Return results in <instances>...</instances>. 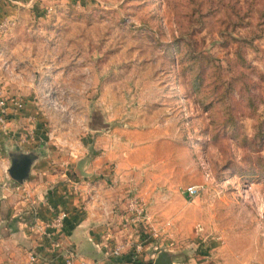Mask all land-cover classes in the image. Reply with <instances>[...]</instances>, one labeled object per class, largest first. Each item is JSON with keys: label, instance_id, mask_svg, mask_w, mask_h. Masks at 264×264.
I'll use <instances>...</instances> for the list:
<instances>
[{"label": "rangeland", "instance_id": "1", "mask_svg": "<svg viewBox=\"0 0 264 264\" xmlns=\"http://www.w3.org/2000/svg\"><path fill=\"white\" fill-rule=\"evenodd\" d=\"M12 24L0 97L30 99L32 128L60 148L93 120L152 143L124 212L97 218L117 231L79 262L264 264V0H33Z\"/></svg>", "mask_w": 264, "mask_h": 264}, {"label": "crops", "instance_id": "2", "mask_svg": "<svg viewBox=\"0 0 264 264\" xmlns=\"http://www.w3.org/2000/svg\"><path fill=\"white\" fill-rule=\"evenodd\" d=\"M32 3L0 0V24L18 21L21 10ZM24 102L22 112L10 108L6 124H0V264H63L69 251L87 261L92 243L117 231L113 220H97L103 216L100 204L112 213L124 212L128 189L139 186L131 168L141 160H152L143 152L152 143L137 145L132 141L136 136L148 141V132H127L123 142L115 129L106 131L104 124L101 127L93 120L84 136L88 144L60 148L51 142L47 128L31 127L30 122H46L42 116L35 119L30 99ZM124 168L130 170L127 176L122 173ZM16 184L23 191L16 192ZM57 211L67 215L60 231L48 238L31 232L32 222H49ZM119 235L115 232L111 237ZM30 256H34V263H30Z\"/></svg>", "mask_w": 264, "mask_h": 264}, {"label": "built area", "instance_id": "3", "mask_svg": "<svg viewBox=\"0 0 264 264\" xmlns=\"http://www.w3.org/2000/svg\"><path fill=\"white\" fill-rule=\"evenodd\" d=\"M12 25L13 24L11 21H5L1 23L0 33L5 32ZM10 108L13 109L16 113H20L23 110V103L13 97L10 99L0 98V124L1 125L6 124L9 118L8 111L10 110ZM14 190L16 192L23 191V189H21V186L19 184H16L14 186ZM183 192L186 196V199L191 201L196 198L198 194V188L194 185H191L185 188ZM25 196L27 198L29 197L27 193H25ZM89 200L93 202L94 198L89 197ZM100 205L102 208L101 213L104 216H107L109 213V210H107L104 204H100ZM130 206H131V212L134 213L133 217L131 218V222L133 223L135 221H139L140 217H142V212H143L142 207L137 206L136 202L134 204L131 203ZM66 217L67 215L63 211L53 212V216L49 222H45V223L32 222L30 226L31 232L34 234L40 235L43 238H46V237L48 238L53 232H58L63 228ZM152 235L156 236V233L152 232ZM119 249H120V246L115 247V251L113 252V254L118 255ZM81 260L82 259L75 252L69 251L66 253L63 259V264H82L81 262H79ZM29 261L30 263H34L35 262L34 256H30Z\"/></svg>", "mask_w": 264, "mask_h": 264}, {"label": "water", "instance_id": "4", "mask_svg": "<svg viewBox=\"0 0 264 264\" xmlns=\"http://www.w3.org/2000/svg\"><path fill=\"white\" fill-rule=\"evenodd\" d=\"M153 264H172V261L166 253L161 252L156 256V258L153 261Z\"/></svg>", "mask_w": 264, "mask_h": 264}, {"label": "trees", "instance_id": "5", "mask_svg": "<svg viewBox=\"0 0 264 264\" xmlns=\"http://www.w3.org/2000/svg\"><path fill=\"white\" fill-rule=\"evenodd\" d=\"M133 263L134 264H153V261L152 260H150V261H148V262H146V263H142V262H139V261H133Z\"/></svg>", "mask_w": 264, "mask_h": 264}]
</instances>
